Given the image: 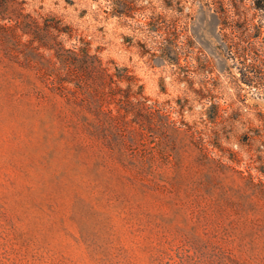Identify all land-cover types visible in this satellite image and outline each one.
I'll use <instances>...</instances> for the list:
<instances>
[{
	"label": "rangeland",
	"instance_id": "1",
	"mask_svg": "<svg viewBox=\"0 0 264 264\" xmlns=\"http://www.w3.org/2000/svg\"><path fill=\"white\" fill-rule=\"evenodd\" d=\"M201 4L0 0V264H264V71Z\"/></svg>",
	"mask_w": 264,
	"mask_h": 264
},
{
	"label": "trees",
	"instance_id": "2",
	"mask_svg": "<svg viewBox=\"0 0 264 264\" xmlns=\"http://www.w3.org/2000/svg\"><path fill=\"white\" fill-rule=\"evenodd\" d=\"M247 1L248 0H201V7L211 11L214 19L223 26L221 33L215 35L220 42L219 49L221 53H226L228 56L227 58L240 59L242 63L240 67L242 76L239 79L244 83L253 85L257 81V74L264 71V0H251V7L257 11V16L254 17H250L246 12L248 7ZM230 13H235V15L240 16L244 23H222L223 20L225 22V20L229 19ZM256 18H258L259 21L256 22ZM227 26L233 29V33L229 34L225 31ZM181 47L182 46L179 48ZM179 48L175 51L172 50L173 53L175 52L179 55L181 53V51L179 52ZM163 53L164 59L174 63V58L171 57L172 52L168 50V48L163 49ZM256 59L262 60V62L259 64L249 62V60L253 61ZM101 66L104 72L109 75L110 66L104 64L103 61H101ZM207 73H210L209 69H207ZM111 74L123 77L120 73L112 72ZM207 77L208 74L205 76L206 79L202 81L203 85L200 88L193 89L195 97H182L178 104L179 107H175L176 111L180 114V120L184 124L183 126H187L195 136L201 132L199 130L201 127L199 120L195 119L192 123L185 122L186 115L188 110H193L195 108L194 102L200 100L208 101L209 96H212V90L208 86ZM124 96L126 97L127 95ZM207 101H201L206 103V105H204L205 109L202 112L203 116H207V122H217L222 115L221 105L220 103L213 102L208 106L207 104L211 101ZM159 105L163 106V103Z\"/></svg>",
	"mask_w": 264,
	"mask_h": 264
}]
</instances>
